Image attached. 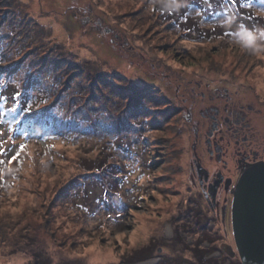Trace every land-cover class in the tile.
<instances>
[{
    "label": "rangeland",
    "instance_id": "374dc122",
    "mask_svg": "<svg viewBox=\"0 0 264 264\" xmlns=\"http://www.w3.org/2000/svg\"><path fill=\"white\" fill-rule=\"evenodd\" d=\"M162 1L0 0V70L18 94L28 90L29 104L26 111L0 105V264H212V255L193 259L184 244L199 228L180 206L193 139L183 98L188 83L223 84L235 50H246L251 64L236 81L264 97V0H227L235 6L229 17L210 5L203 13L198 0H177L181 14L157 6ZM29 67L44 76L31 88ZM108 76L122 80L125 99L104 90ZM63 97L74 110L110 118L119 135L103 121L81 131L69 106L52 108ZM49 111L63 123L51 139L28 143L11 133L14 120ZM104 150L107 167L93 172ZM219 230L226 239L218 246L234 251L231 228ZM153 240L157 253L141 255Z\"/></svg>",
    "mask_w": 264,
    "mask_h": 264
},
{
    "label": "flooded vegetation",
    "instance_id": "af4514ba",
    "mask_svg": "<svg viewBox=\"0 0 264 264\" xmlns=\"http://www.w3.org/2000/svg\"><path fill=\"white\" fill-rule=\"evenodd\" d=\"M256 26L260 24L256 22ZM240 51L235 50L237 60L231 61V76L225 77L229 84L225 80L214 87L188 83L183 101L186 107L189 105L184 120L192 127L193 139L185 151V191L180 206L193 216L191 222L199 228L198 234L184 244L188 247L189 242L187 250L193 259L212 255V264L229 258L231 264H241L235 246L230 253L218 246L226 239L219 228L223 227L224 232L231 228L233 190L242 171L249 165L264 163V97L254 94L250 85L236 81L237 76H246L251 69L246 50ZM194 110L197 120L192 116ZM228 240L231 243L233 237L228 236ZM151 245L149 254L153 255L156 241Z\"/></svg>",
    "mask_w": 264,
    "mask_h": 264
},
{
    "label": "trees",
    "instance_id": "16d2710c",
    "mask_svg": "<svg viewBox=\"0 0 264 264\" xmlns=\"http://www.w3.org/2000/svg\"><path fill=\"white\" fill-rule=\"evenodd\" d=\"M257 1L258 0H247L245 2L252 3V2H257ZM176 2H177V0H169V1L163 0L160 3H157V6L158 5L163 6V8H165V9L169 7L173 11H176L177 13H178V11L180 14L183 13L184 9L176 10L175 8H173V7H176ZM208 5H210V8H212V9L222 8V9H216L215 11H213L211 13H214V14L222 13L223 15H225V17H229L227 10H230V6H233L227 0H223V2L221 0H206V1L198 0V2H196L197 9L200 11L202 9L203 13L206 11V9H209ZM224 6H227V7H224ZM233 7H235V6H233ZM168 13L171 16H174V13L171 10H169ZM206 14H209V10ZM190 20H192V19L191 18L186 19V22L189 23ZM238 29H240L242 31L245 30L244 28H241V27H238ZM55 47H57V46H55ZM69 54L74 59L78 58V57L72 55L71 53H69ZM79 63H80L79 60H75V61L69 62L67 64L78 66ZM203 66L206 67V66H209V64H204ZM62 67H64L63 63L57 65L56 70L61 69ZM28 69L31 71V74H32V76L29 77V81H28V85H30V88H31L32 83L35 79L38 78L37 81H42L44 76L37 73V71H32V69L30 67ZM68 72L73 74L76 71L70 69ZM76 74H77V72H76ZM3 76H4L3 72L0 70V105H3V107H5V106L10 105L11 103L17 104L15 106H18V108L20 110L26 111V108H28L29 104L26 103L27 98H26L25 92H27L28 90H24V93L18 94L19 92L14 87V84L8 80L6 82H4ZM13 78H14V76L8 77V79H12V80H13ZM26 79H28V77H26ZM81 81L82 80L79 79L77 82L78 85H77L76 89H77L78 93H80L81 90H83V87L80 84ZM115 81H117V79L114 77H110V76L105 77V81H104L105 84L102 85L104 90H109L110 94L116 96L120 100L125 99L127 97L128 91H127V89L120 87V85L122 84V80L119 79L117 85L113 83ZM130 88H132V87H130ZM16 95H18V100H16V98H15ZM16 101H18V102H16ZM183 101H184V98H183ZM9 102H11V103H9ZM58 105L63 107V109H67L69 106L68 103L64 100V97L60 98L56 103H53L51 106H52V108H54V107H57ZM129 105L131 107L133 104L129 103ZM91 106H95V103H94V105L92 104ZM69 109H67V110L71 116V120H72L73 124H75V126L77 128H79L81 131H84L85 133H87L89 130L94 131V127L96 125V122H100V121H103L105 124H107V127H105V129L112 127V129L115 131V133L117 131V130H115L117 127L116 124L114 122H112L110 118H108V120H104L100 116L92 117L91 115H89L90 111L88 108H81L80 110H78V109L74 110L72 108V106L71 107L69 106ZM50 113L52 114V112L49 111L48 115H46V116H42V115L37 116L35 118V120H33V118H29V117L23 118L20 121L14 120L12 122L11 133L14 134L13 136H25V138L27 140L26 142H28V143H30V142L35 143L37 139L43 140L44 142L51 139L53 137L52 135L54 134L53 128H59L60 130H63V123L59 119L53 121V118H51ZM55 115H57V112H55ZM56 124H59V125H56ZM76 133H78V132H76ZM116 135H119V134L116 133ZM113 138H114V136H113ZM109 143L112 144L113 140L109 141ZM22 146H24V144H22ZM108 152L109 151L104 150L103 156L109 154ZM154 158H157V156H155ZM107 162H108L107 156H105L103 158H97L94 161H92V164L94 166L93 172L103 171L107 167V165H106ZM89 170H91V169H89ZM91 181H93V179H91ZM156 189H154L155 192H157ZM153 241L152 242L149 241L147 246H144L141 248V250H139L141 255H143V254L148 255L149 254V251H150L151 246H152L151 244L153 243ZM151 251H152V249H151Z\"/></svg>",
    "mask_w": 264,
    "mask_h": 264
},
{
    "label": "water",
    "instance_id": "95a60500",
    "mask_svg": "<svg viewBox=\"0 0 264 264\" xmlns=\"http://www.w3.org/2000/svg\"><path fill=\"white\" fill-rule=\"evenodd\" d=\"M230 219L240 263L264 264V163L249 165L240 174Z\"/></svg>",
    "mask_w": 264,
    "mask_h": 264
},
{
    "label": "bare ground",
    "instance_id": "6f19581e",
    "mask_svg": "<svg viewBox=\"0 0 264 264\" xmlns=\"http://www.w3.org/2000/svg\"><path fill=\"white\" fill-rule=\"evenodd\" d=\"M168 231L171 233L170 227H168ZM90 260H91V262L95 263L97 261H101L102 258H100L99 256H93Z\"/></svg>",
    "mask_w": 264,
    "mask_h": 264
},
{
    "label": "snow or ice",
    "instance_id": "6c2138e0",
    "mask_svg": "<svg viewBox=\"0 0 264 264\" xmlns=\"http://www.w3.org/2000/svg\"><path fill=\"white\" fill-rule=\"evenodd\" d=\"M21 151H23V146L21 147ZM16 157H13V159H15Z\"/></svg>",
    "mask_w": 264,
    "mask_h": 264
}]
</instances>
